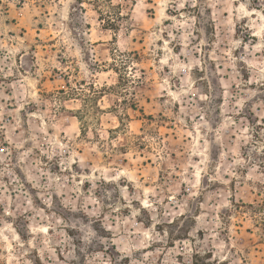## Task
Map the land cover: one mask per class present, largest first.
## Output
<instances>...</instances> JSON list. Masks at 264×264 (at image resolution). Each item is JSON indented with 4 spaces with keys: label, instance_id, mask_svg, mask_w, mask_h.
<instances>
[{
    "label": "rangeland",
    "instance_id": "1",
    "mask_svg": "<svg viewBox=\"0 0 264 264\" xmlns=\"http://www.w3.org/2000/svg\"><path fill=\"white\" fill-rule=\"evenodd\" d=\"M0 264H264V0H0Z\"/></svg>",
    "mask_w": 264,
    "mask_h": 264
}]
</instances>
